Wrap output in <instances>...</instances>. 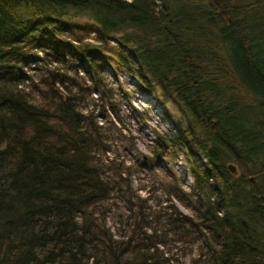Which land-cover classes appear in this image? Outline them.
<instances>
[{"label": "trees", "instance_id": "trees-1", "mask_svg": "<svg viewBox=\"0 0 264 264\" xmlns=\"http://www.w3.org/2000/svg\"><path fill=\"white\" fill-rule=\"evenodd\" d=\"M44 59L66 66L25 84ZM106 69L178 110L152 150L184 152L191 214L95 161L82 102H107ZM113 193L129 211L117 234ZM170 239L196 245L195 264H264V0H0V264H166Z\"/></svg>", "mask_w": 264, "mask_h": 264}, {"label": "rangeland", "instance_id": "rangeland-1", "mask_svg": "<svg viewBox=\"0 0 264 264\" xmlns=\"http://www.w3.org/2000/svg\"><path fill=\"white\" fill-rule=\"evenodd\" d=\"M51 65L61 69L66 66L50 63L48 59L32 63L25 67L24 83L39 82L45 66ZM78 73L84 74V71L79 69ZM104 80L109 87L103 93L107 102L99 100L100 91L95 88L85 92L82 102L83 110L92 109L101 126L102 142L94 157L103 174L129 179L133 193L145 198L147 204L172 203L183 213L191 214L192 203L197 199L193 195L194 177L184 152L176 148L155 156L152 150L157 132L169 130L179 117L178 110L170 103L159 104L155 92L141 90L138 78L129 72L106 69ZM86 81L90 83L87 78ZM122 187H126L125 182ZM105 204L108 206L107 225L117 234V230L125 227L129 212L127 201L120 194L113 193ZM160 248L168 253L166 264H195L191 258L196 254V245L170 239Z\"/></svg>", "mask_w": 264, "mask_h": 264}, {"label": "water", "instance_id": "water-1", "mask_svg": "<svg viewBox=\"0 0 264 264\" xmlns=\"http://www.w3.org/2000/svg\"><path fill=\"white\" fill-rule=\"evenodd\" d=\"M227 168L233 174H237L238 173L237 165L234 162H228L227 163Z\"/></svg>", "mask_w": 264, "mask_h": 264}]
</instances>
